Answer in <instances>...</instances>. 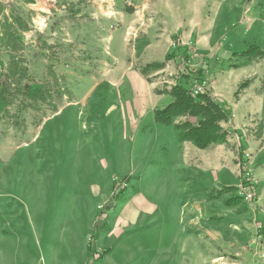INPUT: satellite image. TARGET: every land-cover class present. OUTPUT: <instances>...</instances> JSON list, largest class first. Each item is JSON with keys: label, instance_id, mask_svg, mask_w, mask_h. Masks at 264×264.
<instances>
[{"label": "rangeland", "instance_id": "374dc122", "mask_svg": "<svg viewBox=\"0 0 264 264\" xmlns=\"http://www.w3.org/2000/svg\"><path fill=\"white\" fill-rule=\"evenodd\" d=\"M165 1L0 0V55L3 56L5 63H11V66L18 68L16 70L17 79L8 82L4 80L0 86V90L3 91L0 93V100L4 105L0 118L7 122L5 131L8 136L15 137V140L18 138V144H21L18 147L12 144L11 149H5L6 152L0 153V264H11L13 256L16 257L20 253H39L40 247L35 246L36 240L42 238L47 241L58 232L56 221L62 215L61 210L75 198L71 196L72 190H68L69 186L76 184L74 177L80 176L83 170V176L91 175L92 178L107 175L109 179L111 174L116 175V179H126L128 186L120 192L117 198L121 195L128 197L137 190H151L155 193L156 189L157 191L171 190L172 183L167 180L162 182L153 179L139 183L137 175H121L122 169L126 170L132 166L128 154L131 152L130 155L134 159V146L129 144L127 135L121 132L115 122L109 126L102 124L98 128L92 140L91 149L88 151L83 146L80 157L85 166H80L73 171L71 163L65 165L67 160L71 162L74 158L72 154H69L70 151L62 153L54 147L44 150L40 148V143L33 144L26 137H18L15 133L16 129L21 125L24 126L25 119L14 117L12 114L19 110L24 111L31 105L30 102L26 104L24 99L19 98L15 103L17 94L25 95L21 81L27 78L26 81L31 84L36 82L37 76L42 78L41 69L35 71L34 76L31 71L28 73L29 76H26L24 73L26 63L30 62L36 67L35 64L39 66L43 64V61L47 65L46 77L53 79L58 76L57 79L66 80L64 90L67 97L73 93V89L77 90L74 86L77 81L82 83L79 87L81 92H89L91 88H94L91 93L107 96V101L98 103L97 109L103 110L111 103V100L108 101V95L115 96L127 92L124 87H111L109 82L92 86L97 79L106 78L105 80H108V75L104 74L106 65L114 64L115 67L119 62H124L131 68H140V71L141 64H144L145 60L143 61L142 57L137 59L138 41H144L147 35L150 38L159 33L161 26L165 29H172L174 22L170 13L165 12L166 8L180 7L185 10L190 7L184 2L173 6L172 3L175 0H169L168 4H163ZM179 1L191 2V0H176L173 4ZM195 1L199 0H193ZM205 2L208 13L214 10L220 11L216 34L223 36V41L226 42L225 47L220 48L222 53L218 54L214 50L208 57L197 51V48L204 49L202 46L208 30H205V21H203L205 16L195 14L193 18L197 20L194 22L192 40L199 41L198 45L194 44L193 50L185 51L187 54L184 56L181 53L174 54V56L177 55L174 58L176 60L172 57L166 61L163 67L166 70L161 71L163 68L156 71L151 70L143 76L149 84H153L155 92L165 91L176 82L183 83L190 88L192 80L186 81L182 77V71L185 70H181L183 62L189 57L190 65L185 67V74L191 70H201L202 76L199 80L203 82L201 85L208 89L210 94L215 93L226 98H234L233 92L248 79L250 83L248 88H243L244 90L242 92L239 90L238 93H243L245 90L251 94L254 91L260 92L261 105L257 103L258 109L256 110L259 114L262 113V119L258 125L254 123V120L249 121L252 126H246L248 131L244 132L242 143L246 151L243 145L237 143L238 148L241 147L242 156H238V148L235 153L237 158L240 157V161L246 162L244 167L248 169L250 177L256 180L255 185L257 186L258 179L253 173L256 167L252 162L256 158V152L259 153V163L264 161V151L255 150L256 143L259 147L264 146V57L250 60L249 57L231 53L243 49L245 51L253 44L264 48V0H205ZM108 3L109 7L105 6ZM100 7L113 11L112 25L122 34V42L120 41L119 47L117 46L118 49L108 47V43H105L104 50L97 53L98 47L94 38L97 34L91 21H100V17L104 18L100 16ZM203 11L205 13V10ZM77 25L79 32L85 30L90 37L78 40ZM51 26L53 27L50 28ZM180 34L176 35L174 40L179 36H185L186 31ZM216 41H218L217 38H215V43ZM176 43V41L173 42V48H176ZM47 52L51 58L54 56L53 59H47ZM57 62L61 68L56 67ZM53 64L55 67L52 66ZM48 89L56 90L57 88L49 85ZM86 104L91 106L94 103ZM12 105L15 107L11 110ZM32 109L39 110L37 105ZM66 116L63 121L70 120L68 110ZM31 120L30 118L28 121ZM49 125L50 123L47 127ZM68 127L69 124L66 129ZM250 134L254 138L250 137ZM111 138L113 147L110 149ZM228 138H230L229 134H227ZM24 142L28 143L23 144ZM235 144V140L231 137L230 145ZM244 153H248L249 158H245ZM237 171L239 180H241L243 173L239 165ZM204 179L203 193L197 191L201 189V185L197 186V183L194 184V188L190 185L187 187L188 192L192 189L200 192L197 195L199 206L202 209L196 212L197 218L193 222L188 224L184 209L179 214L172 212L171 204L173 206L174 204L171 199H160L163 212H152L144 216L143 223L146 228L135 232L130 255L122 253V242L128 235L110 244L108 239L104 242L102 240L103 243L109 244L108 247L103 245L104 248H99L95 244L92 248V256L107 250L99 260H96L97 264L99 262L100 264H246V258L251 252L249 244H261L262 241V236L260 241L255 239L259 223L243 215L247 210L246 204L252 201L239 200L237 201L238 206L230 207L224 203L226 197L230 195L221 194V197L220 193L217 194L223 185L212 182L208 172L204 174ZM97 183L100 186L102 184L99 181ZM64 185L66 186L65 192L60 189ZM40 187H42V193H39ZM86 193L87 191L84 190L80 193L77 191L76 197L83 198ZM43 209L44 215L40 216L44 217L46 224L43 220L40 222L46 227L43 232H40L36 224L37 214ZM69 215L70 211H67V216ZM240 215H242V221L234 224L233 218L240 220ZM104 222L105 220L100 223ZM177 227L182 230L188 227L190 230L187 233L191 235V240L183 232H177ZM99 234L100 231L97 232L96 239ZM91 262L92 258L87 264Z\"/></svg>", "mask_w": 264, "mask_h": 264}, {"label": "crops", "instance_id": "0c3cea01", "mask_svg": "<svg viewBox=\"0 0 264 264\" xmlns=\"http://www.w3.org/2000/svg\"><path fill=\"white\" fill-rule=\"evenodd\" d=\"M105 1L108 2V0ZM144 1L147 2V0ZM168 2L169 0H166L163 4H168ZM180 2L190 5V7H187L185 10H182L180 7L165 9V12L168 11L170 13V17L174 22L172 29H165L164 26H161L160 31H158L159 33L154 34L150 38L147 35L144 41H138L137 50L139 54L137 59L142 57L143 61L145 60L144 64H141L142 67L152 62L164 61L165 56L169 53L177 54L178 50L179 52L181 50H193L195 48L194 44L198 45L199 43L197 40H192L195 27L194 22L197 20L193 18L195 14L201 17L205 16V20H201L205 21V30H208L205 33V42L202 46L204 49L197 48V51L208 57L211 56L214 50L218 54L222 53L220 48L225 47L226 42L223 41V36L216 34L220 11L214 10L208 13L206 11L207 3L205 0L195 2L193 0L191 2L179 1L175 5L172 3V5L178 6ZM108 5L109 3L105 6L109 7ZM202 7L205 8L202 9ZM99 10L100 16L104 18L100 17V21H91L95 26V33L97 34L94 37L98 47L97 53L104 50L105 43H108V47L118 49L122 42V34L113 28V11L106 10L103 7H100ZM203 10H205V13ZM182 31H186L185 36H179L178 39L174 40V37L181 35ZM82 33H84L83 36ZM150 34L152 35L153 33ZM77 36L78 40L79 38L90 37L89 34H86L85 30H80L79 32V28ZM215 38L218 39L216 43ZM174 41L177 42L176 48L172 47ZM216 45L218 47L215 48ZM243 50L233 51L232 53H239ZM43 54L45 55V53ZM47 54V59H53L54 56L51 58L48 52ZM3 60V56L0 55V86L4 80L8 82L18 77L16 71L18 68L11 66V63H5ZM33 65L30 62L26 63L24 69L25 75L29 76L28 73L31 71V74L34 76L35 71L41 69L42 78L40 79L36 75V82L29 84L26 81L27 78H24L20 83L23 84L25 95L17 94L15 103L18 102L19 98L24 99L26 104L30 102L31 105L24 111L19 110L12 113L14 117L25 119V127L21 125V127H17L16 129L18 133H15L18 137H26L33 144L40 143V148L44 150L53 149L54 147L58 152L65 153L66 151H70L69 154H72L74 158L71 162L67 160L65 165L71 163L73 171H76V168L85 166L82 157H80L83 146L89 151L98 128L102 124L109 126L115 122V125L120 127L121 132L127 135L129 144L134 146V159L130 155L131 152L128 154L132 166L126 170L122 169L121 175H137V182L139 183L153 179L162 182L167 180L172 183L170 191H157L156 189L155 193L151 190H137L129 194L128 197L119 196L113 207L109 209L108 216L104 222L105 228L100 230L99 237L95 241L96 246L98 245L99 248H104L103 245H107L103 243L107 239L110 244L115 243L116 239L128 235L123 239L122 253L130 255V247L133 244L132 240L135 237V232L146 228L143 223L144 216L152 212H163V205L160 199H171L174 204V206L171 204L172 212L179 214L184 209L188 224L193 222L197 218L196 212L202 209L199 206L197 195L200 192L197 191L203 193V189H205L202 184L205 181L204 174L206 172L210 174L212 182H218L223 187L237 188L239 185H242L243 181L239 180L237 171L238 161L237 154L235 153L238 148L237 143L243 145L244 148L245 145L242 144L244 141L243 134L245 131H248L246 126H252L249 121L254 120V123L258 125L262 119V113L259 114L258 110H256L258 109L256 104L260 103L261 105L262 98L260 92L254 91L251 94L245 90L241 93L244 89L248 88L250 83L241 90V94L235 95V90L233 92L234 98H226L222 95L211 93L217 102L224 105L231 112L230 121L220 124L228 132L230 138L225 143L211 144L207 148L200 149L190 141H178L173 125H165L154 120V111L166 107L173 101V97L168 91L175 83L164 92H155L152 87L153 84L147 82L146 77L139 71L140 68H131L127 64H124V62H119L115 67L113 66L114 64L106 65L104 69L106 72L104 74L108 75V80H105L106 78L97 79L93 82L92 86H96L102 82H109L111 87H124L127 92L124 94L119 93L115 96L108 95V101L111 100V103L101 110L97 109L99 107L98 103L107 101V96L91 93L94 88H91L89 92L83 93L79 88L82 83L81 81H77L74 83L77 90L73 89V93L67 97L64 90L65 79H57L58 76L53 79L46 77L47 65L44 61L39 66L37 64H35L36 67ZM52 66L55 67L54 64ZM56 67L61 68L59 62H57ZM164 70L166 68H163L161 71ZM60 73L62 74V71ZM49 85L55 86L57 89H48ZM1 92L3 91L0 90ZM88 102H93L94 104L90 106L86 104ZM35 105H37L39 110L32 109ZM14 107L12 105L11 110ZM2 109H4V105L0 100V113ZM67 110L70 120L63 121L67 117ZM30 118L32 120L28 121ZM197 120L198 118L183 115L174 118L173 124L183 121L196 124ZM49 123L50 125L47 127ZM68 124L69 127L66 129ZM6 125L7 122L3 118H0V153L6 152L5 149H11L12 144L16 145V147L21 145L18 144V138L15 140V137L8 136L5 131L7 129ZM231 137L236 142L233 146L230 145ZM250 137L254 138L251 134ZM27 143L24 142L23 144ZM110 143L111 149L113 147L112 138ZM255 150L264 151V146L259 147L258 143H256ZM244 151H246L245 148ZM11 156L13 157L12 153ZM255 156L256 158L252 163L256 167V171L253 173L256 179H258V183L255 187L254 198L251 203L246 204L247 210L243 215L262 226V241L261 244H249L251 252H249L246 258V264H264V161L259 163V153L256 152ZM83 172L84 170L81 171L80 176L76 175L74 177L76 184L69 186L68 190H72L71 196L75 198L71 202H68L61 210L63 216H59L57 218L58 222L56 221L58 232L47 241L42 238H40L41 240H36L35 246L40 247L39 253H20L16 257L13 256L11 264H87L90 259L87 250L88 238L96 223L98 208L109 200L113 179L117 176L110 174L109 179L107 175L105 177L92 178L91 175L83 176ZM97 181L102 183L101 186ZM195 183H197V186L201 185V189L197 191H193L192 189L188 192V185L194 188ZM60 189L65 192L66 186L64 185ZM83 190L87 191L86 195L83 198L79 196L77 198V191L80 193ZM42 192V187H40L39 193ZM237 192V189L224 191L222 195H230L226 197L227 199L235 196L240 197ZM232 194L234 195L232 196ZM183 197H185L184 200ZM242 200L244 199L241 197L240 201ZM238 204L239 202H234L229 206H238ZM43 211L44 209L37 214L38 222L36 224L40 232H43L46 227L40 222L43 220L44 224H46L44 217L40 216L41 214L44 215ZM67 211H70L69 216H67ZM241 216L240 220L233 218L234 224L242 221ZM34 227L35 225L33 226V230L35 229ZM250 229L252 230V227ZM189 230L188 227L185 230L179 227L176 228L177 232H183L191 240V235L187 233ZM41 246L43 247L41 248ZM94 264H97V262H94Z\"/></svg>", "mask_w": 264, "mask_h": 264}, {"label": "trees", "instance_id": "16d2710c", "mask_svg": "<svg viewBox=\"0 0 264 264\" xmlns=\"http://www.w3.org/2000/svg\"><path fill=\"white\" fill-rule=\"evenodd\" d=\"M186 50H181L178 53H181L184 56ZM180 55V54H179ZM178 55V56H179ZM180 55V56H181ZM232 55H237L241 57H249L250 60L258 59L264 57V48L259 45H250L245 51L239 53H232ZM174 57L173 53H169L165 56L164 61L162 62H153L150 64L144 65L140 72L142 74H147L151 70H160L165 66L166 61ZM235 66V65H234ZM201 70L189 71V73L182 74V77L186 81L192 80L193 78H201ZM249 80L243 81L235 91V95L238 94L239 90H242L248 85ZM164 92V91H160ZM168 93L173 97V101L162 109H157L154 111V120L156 122L173 125L175 135L178 141H190L194 146L200 149L207 148L211 144L225 143L227 142L228 132L221 127V123H228L230 121L231 113L224 105L217 102L213 96L210 94L208 89L204 90L201 93H198L195 96H192L189 92V88L183 83L176 82L172 85ZM187 115L189 117L198 118L196 124H191L189 121H183L180 123L173 124V119L179 116ZM238 156H242L241 147L238 148ZM240 157L237 158L238 165L241 168L242 173H245L244 164L246 162L240 161ZM244 177V175H243ZM242 177L241 180L244 181ZM255 187H253V192L255 195ZM237 189L236 187H223L217 194L220 195L224 191H231ZM117 198V197H116ZM241 197H230L225 201L226 205H231L234 202L239 201ZM106 208H112L111 202L108 201L105 204ZM97 216V215H96ZM97 218V217H96ZM104 227V223H100L97 218L95 225L93 226L87 245V250L91 258L93 252V246L95 245L97 232ZM107 252L103 250L98 255V260Z\"/></svg>", "mask_w": 264, "mask_h": 264}, {"label": "built area", "instance_id": "2783aa9c", "mask_svg": "<svg viewBox=\"0 0 264 264\" xmlns=\"http://www.w3.org/2000/svg\"><path fill=\"white\" fill-rule=\"evenodd\" d=\"M190 65V58L187 57L186 61L183 62V68L181 70H185V67L189 66ZM185 71H182L184 74H185ZM193 70H191L192 72ZM203 82H200L199 79L197 78H193L192 79V87L189 88V92L192 96H195L197 95L198 93H201L203 92L204 90H206V88L204 86H202ZM243 156H245V158H249V154L248 153H244ZM244 175V186L243 183L242 185H239L237 187V193L240 197H242L245 201H252L253 198H254V192H253V187L255 186V183H256V180H254L252 177H250L249 175V172H248V169H246V166H245V173L243 174ZM128 186L127 184V181L126 179H113V186H112V189H111V193H110V198L108 201L111 202V205H114L115 203V199L116 197L120 194V192L124 189H126ZM111 208V207H110ZM110 208H106L105 207V204L104 205H101L99 206L98 208V212H97V218L99 219L100 222H103L107 216H108V210ZM257 234H256V240H261V233H260V224L257 226ZM93 253V252H92ZM92 256V254H91ZM97 257H98V254L92 256V262L91 264H94V262H96L97 260Z\"/></svg>", "mask_w": 264, "mask_h": 264}]
</instances>
